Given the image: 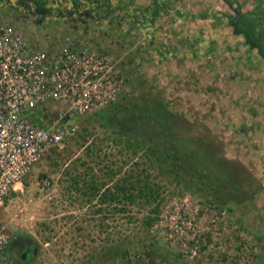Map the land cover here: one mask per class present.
<instances>
[{
    "label": "rangeland",
    "instance_id": "obj_1",
    "mask_svg": "<svg viewBox=\"0 0 264 264\" xmlns=\"http://www.w3.org/2000/svg\"><path fill=\"white\" fill-rule=\"evenodd\" d=\"M111 1L129 9L117 22L35 26L2 9L0 21L47 45L79 37L115 60L129 89L101 111L123 103L159 109L176 138L165 144L176 168L125 151L94 115L101 111L71 116L75 132L0 207L15 263L148 264L139 252L151 244L162 256L155 264H264V58L228 24L236 9L257 15L264 49V0ZM152 9V24L132 21ZM127 171L149 173L158 194L151 204L116 189Z\"/></svg>",
    "mask_w": 264,
    "mask_h": 264
},
{
    "label": "built area",
    "instance_id": "obj_2",
    "mask_svg": "<svg viewBox=\"0 0 264 264\" xmlns=\"http://www.w3.org/2000/svg\"><path fill=\"white\" fill-rule=\"evenodd\" d=\"M128 89L118 63L83 39L47 45L0 21V207L32 165L75 132L71 116L101 111ZM0 264H16L2 225Z\"/></svg>",
    "mask_w": 264,
    "mask_h": 264
},
{
    "label": "trees",
    "instance_id": "obj_3",
    "mask_svg": "<svg viewBox=\"0 0 264 264\" xmlns=\"http://www.w3.org/2000/svg\"><path fill=\"white\" fill-rule=\"evenodd\" d=\"M54 1L55 0H53V2ZM101 1L103 5L100 4L98 7L102 9L103 16L115 17L121 12L124 13V10H129L127 7L112 3L111 0ZM134 12V9H131L132 15ZM156 14V9H152L150 13L135 15L136 19L133 18L135 20L132 19V21L138 22L137 26L143 29L145 27V22L148 24L154 22ZM257 17L256 15L253 20L247 19L236 9L234 13L228 17V24L231 26L233 34H242L245 42L255 47L262 58H264V49L258 43V38L254 30ZM32 23L37 26L40 25L36 19L32 21ZM69 23L71 22H64L65 25L70 26ZM72 24L78 26L82 23L79 21ZM94 115L99 116L98 118L102 121V126L112 129L111 132L114 133L112 138L115 142H121L124 150L130 152L132 156L139 154L146 160H151V158H153L157 163L166 165L168 170L176 168L177 163L174 161L170 152L173 148L169 149L165 147L166 143H171L175 146L176 138L170 139L172 136V126L159 109L150 111L144 107L136 108L134 105L129 106L123 103L115 105L113 108L106 111L95 113ZM38 120L40 121V119ZM141 171L144 172L145 169ZM147 174L149 173H143L141 177H133V173H128L127 171L126 175L121 178L120 184L117 185L116 189L121 192L122 196H124L127 201L133 202L136 199H141L144 203L151 204L158 194L156 191L157 187L149 183ZM43 176L44 174H39L38 178L41 179ZM113 198L116 197L111 195V199ZM157 207L158 205L156 203L149 208V212L144 217L146 225H150L151 220H153L154 216L157 214ZM11 244L12 242L10 246H12ZM139 254L148 264H155L162 259L159 249L151 244H143Z\"/></svg>",
    "mask_w": 264,
    "mask_h": 264
},
{
    "label": "flooded vegetation",
    "instance_id": "obj_4",
    "mask_svg": "<svg viewBox=\"0 0 264 264\" xmlns=\"http://www.w3.org/2000/svg\"><path fill=\"white\" fill-rule=\"evenodd\" d=\"M100 4L103 5L101 0H0V9L18 14L30 23L36 19L41 25L49 21L64 24L65 21L83 23L110 20L111 16H103L102 9L98 7ZM117 5L122 6L120 3ZM111 18L116 22L119 19L118 16Z\"/></svg>",
    "mask_w": 264,
    "mask_h": 264
}]
</instances>
